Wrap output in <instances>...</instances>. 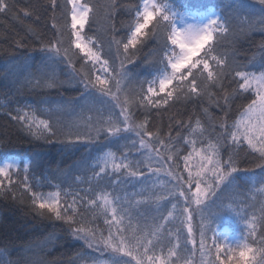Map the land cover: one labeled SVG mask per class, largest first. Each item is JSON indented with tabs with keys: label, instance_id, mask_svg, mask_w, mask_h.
<instances>
[{
	"label": "snow or ice",
	"instance_id": "obj_1",
	"mask_svg": "<svg viewBox=\"0 0 264 264\" xmlns=\"http://www.w3.org/2000/svg\"><path fill=\"white\" fill-rule=\"evenodd\" d=\"M48 5L51 39L26 26L44 57L25 82L42 90L74 87L79 95L43 109L26 105L13 112L5 106L4 114L36 141L103 145L86 169L91 175L83 180L77 175L87 187L70 203L69 192L59 187L45 193L33 186L30 165L21 162L19 183L33 212L66 226L88 250L71 264H196L197 252L202 264H264V41L244 61L237 47L251 33H264V0L214 5L194 14L177 12L170 0H136L119 37L114 23L105 28L108 53L115 48L118 67L104 55V44L86 33L100 15L97 5L90 0H48ZM39 7L46 6L24 8L23 16L40 20ZM117 8L116 0L103 5L106 22L114 21ZM11 9L9 0H0V13ZM24 46L22 40L14 43ZM146 48L153 51L144 61V78L138 79L129 65L135 66ZM59 65L66 66L64 80ZM237 98L247 102L230 121ZM196 101L205 119L193 114L185 122L173 116L167 133L150 127L153 110L160 115ZM209 107L218 110L215 117ZM65 115L76 120L65 123ZM172 119L186 135L172 136ZM181 141L190 148L186 155ZM0 159V196L15 200L13 174L19 176L21 164ZM245 162L249 166H242ZM225 215L243 225L235 237L213 227ZM101 218L103 229L96 223ZM51 242L28 249L26 264H45L43 253ZM6 254L0 250V264H10Z\"/></svg>",
	"mask_w": 264,
	"mask_h": 264
},
{
	"label": "trees",
	"instance_id": "obj_2",
	"mask_svg": "<svg viewBox=\"0 0 264 264\" xmlns=\"http://www.w3.org/2000/svg\"><path fill=\"white\" fill-rule=\"evenodd\" d=\"M62 4L64 0H59ZM90 2L99 7L100 15L93 23L91 28L86 30L88 36L99 39L104 44V55L113 60L118 67L119 61L115 60V48L111 54L108 53L109 36L105 35V28L110 29L114 23L119 30L117 36L123 31V23L128 19L127 9L133 5L136 0H116L118 8L114 21H105L103 18V5L108 4L110 0H90ZM173 8L177 12H204L207 7L214 5H227L229 3L250 2V0H170ZM12 9L8 13H0V158L7 156L10 160H15L18 164L21 162L30 165V180L33 186L39 184V190L47 193L56 191L57 187L62 192L67 191V201L70 203L72 195L76 191H81L87 187L76 179L77 175L81 180L85 176H90L91 172L86 171L94 163L95 157L100 154L103 148L102 144H84L80 143L74 147H66L61 143L47 144L41 141L33 140L18 130L16 122L11 121L10 117L4 114V107L8 106L13 112L17 107L23 108L26 105L33 107L39 106L46 108L49 105L55 107V104L61 101H67L79 92L74 87H64L59 89H33L25 82L29 75H35L36 70L42 65L44 54L39 51L38 41L34 36L27 32V25H32L45 39L53 37L54 30L51 28L52 12L48 0H9ZM39 7L41 19L36 20L34 16L24 17L22 9ZM258 7V6H257ZM59 16V12L56 13ZM16 17L20 19L17 20ZM22 21V22H21ZM16 40H22L25 44L22 48H15ZM264 41V33L259 31L251 33L247 38H242L237 45L242 53L239 59L244 61L251 57L256 51L258 45ZM227 47V46H225ZM152 48H146L137 54V63L135 66L129 65L133 69L134 77L143 79L140 74L145 69V59L150 58ZM79 67V65H77ZM57 72L61 80L66 79V66L59 65ZM21 85H24L21 87ZM40 101L46 103L40 104ZM55 102V103H53ZM247 101L237 98L232 106L230 121L239 115L240 105ZM204 106L209 105L207 98L203 101ZM201 102L196 101L188 104H178L167 111L161 110L160 115L155 114V110L149 114L150 127L159 128L162 133L169 131L170 118L175 117L185 122L190 116L195 114L203 119L204 113L201 108ZM218 110L215 107H209V113L215 117ZM138 118L143 119L144 113H138ZM61 119L68 123L76 119L75 116H62ZM171 134L176 136L178 131L182 135L187 134L186 129H180L176 126L175 120H171ZM75 130V129H74ZM84 132L82 126L79 129ZM181 154L186 155L190 150L188 145L180 142ZM106 150V149H104ZM3 160L0 159V163ZM180 170H183V161H178ZM242 166L247 167V162ZM186 175V173H185ZM243 176V174H240ZM17 184L13 185L16 193V199L0 196V250L6 251L5 259L10 264H26L28 258V249L35 248L36 245L52 238L47 249L43 253L45 264H71V261L78 253L88 251L83 242L74 240L68 233L66 226L55 220H49L37 216L30 204V197L23 191L19 181L23 180V171L17 177ZM241 191H243V182L241 181ZM129 194L133 191L132 187L126 186ZM124 188L121 189L123 193ZM139 198V197H137ZM242 198V197H241ZM170 207V205H169ZM81 212L86 210L81 208ZM98 226L103 229V219L96 221ZM199 220L193 223L196 234L197 247L199 246ZM242 224H237L230 216H223L213 227L220 231H228L232 236L238 235V228ZM183 235L187 236V230L183 229ZM166 242V241H165ZM191 248V245H188ZM96 255V254H93ZM196 264H202L199 252L195 257Z\"/></svg>",
	"mask_w": 264,
	"mask_h": 264
},
{
	"label": "rangeland",
	"instance_id": "obj_3",
	"mask_svg": "<svg viewBox=\"0 0 264 264\" xmlns=\"http://www.w3.org/2000/svg\"><path fill=\"white\" fill-rule=\"evenodd\" d=\"M184 13H188V14H194V13H191V12H184ZM76 119L73 120V122L75 121ZM235 237V236H234Z\"/></svg>",
	"mask_w": 264,
	"mask_h": 264
}]
</instances>
